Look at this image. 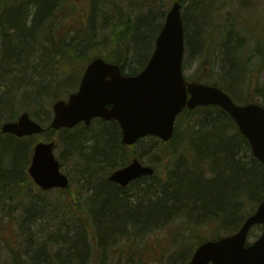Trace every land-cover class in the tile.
<instances>
[{"label":"trees","instance_id":"trees-1","mask_svg":"<svg viewBox=\"0 0 264 264\" xmlns=\"http://www.w3.org/2000/svg\"><path fill=\"white\" fill-rule=\"evenodd\" d=\"M83 1L87 3L81 9L71 0H0L3 114L11 116L15 112L14 95L21 93L22 100L29 104V112L48 126L52 111H49L50 118L44 121L36 113L41 97L51 102L68 97L69 84L65 79L56 82L57 75L50 76L46 70L50 59L45 53L47 50L52 55L53 67L62 69L63 74L71 67H79L84 72L96 57L117 64L124 72L134 62L137 69L130 71L132 75L138 74L146 66L166 15L177 0ZM182 4L184 9L190 10L185 7V1ZM140 8L147 12L139 11L136 15L134 12ZM188 12L183 15L184 22L193 19ZM229 25L223 32L212 27L203 38L204 19L192 23L191 29H185L187 46L191 53L204 46L206 62L215 61L222 53L218 60L222 82L216 81L215 85L237 100L232 91L240 92L241 82L246 81L249 93L256 94L264 104V83L254 78L260 70L251 67V54L244 61L240 58L247 43L231 23ZM147 31L151 35L155 33L150 43L143 37ZM213 50H216L214 57ZM263 52L257 49V56L263 58ZM231 53L242 64L234 76L229 73L227 60ZM263 65L264 61L261 67ZM194 80L207 83L199 75ZM11 117L7 122L16 120ZM182 123L185 136L179 141ZM48 135L49 132L42 134L39 140H45ZM55 136L59 137L56 145L63 147L64 153L75 163L79 176L91 187L85 215L78 216L82 224L73 225L67 234L54 236L60 238L55 240L58 247L55 264H100L98 259L101 264H113L119 254L117 247L125 250L126 264H134L136 230L146 228L153 232L159 224H169L167 220L174 221L177 217L184 220L193 240L189 249L184 247L170 258L173 262L182 260L187 264L205 241L238 232L264 201V164L253 156L249 142L234 120L216 106L186 109L177 121L174 138L168 143L156 138L140 141L137 145L151 141L155 157L165 158L173 165L168 167L165 176L158 177L157 170L154 177L135 181L130 190L117 187L107 177L114 169L125 166L131 156H138L137 145L125 147L122 144L121 129L115 121L94 120L91 126L61 130L55 132ZM16 141L6 147L8 157L4 165L0 164V204L27 198V191L34 185L28 174L31 154L28 155L23 141ZM183 145L190 153L185 155L186 162L180 160L175 165L173 160L180 158ZM37 191L42 195L55 192H43L39 188ZM28 201L31 208H27L23 226L32 225L34 215H38V219H45L47 215L46 204L37 205L33 198ZM64 201L61 196L59 203L62 205ZM208 229H215L219 235L206 238L203 232ZM261 231L260 226L253 228L250 238H259ZM49 249L52 246L44 242L33 254L27 250L29 264L48 263L51 260Z\"/></svg>","mask_w":264,"mask_h":264},{"label":"water","instance_id":"water-1","mask_svg":"<svg viewBox=\"0 0 264 264\" xmlns=\"http://www.w3.org/2000/svg\"><path fill=\"white\" fill-rule=\"evenodd\" d=\"M181 2L172 5L156 40L155 51L139 75L125 76L118 65L95 58L87 66L78 91L67 100L53 104L54 116L47 129L29 113H23L18 121L3 125L0 143L2 134L23 138L47 130H71L81 123L90 126L94 119L117 121L124 146H133L147 137L169 142L174 137L177 119L185 109L217 106L234 120L248 140L253 156L264 164V105H239L219 87L186 81ZM54 151L55 142H40L34 148L29 173L44 191L66 189L70 184ZM154 174V168L143 166L136 159L115 171L110 181L124 188ZM255 226H262V235L248 246L249 234ZM188 264H264V201L237 233L203 243Z\"/></svg>","mask_w":264,"mask_h":264},{"label":"rangeland","instance_id":"rangeland-1","mask_svg":"<svg viewBox=\"0 0 264 264\" xmlns=\"http://www.w3.org/2000/svg\"><path fill=\"white\" fill-rule=\"evenodd\" d=\"M71 1L75 2L80 8L87 3L83 0L77 2L75 0ZM185 7L191 10H188L190 12L189 15H193V19H191L192 21H185V27L187 29L192 28V23L196 24L204 19L206 29L205 32L203 31V38H205L207 35L206 33H208L212 27L218 28L223 32L224 27L225 29H228L230 27L229 24L231 23V27H234L235 32L238 33L239 37L247 43L246 45L248 49H244L240 58L244 61L248 57V54L253 56L251 59V67L260 70L257 71V74H254V78L257 77L258 80L264 83V65L261 67L264 57H259L256 53L259 48L264 50V0H186ZM136 11L134 12L136 15L139 11L147 12L146 9L144 10L142 8L136 9ZM188 11L186 8L183 9V15ZM149 32L147 31L143 34V37L148 38L146 39L148 43L155 38V33L153 32L151 35ZM103 46L105 48L108 47V45ZM203 49L204 46L203 48L199 47L197 52L191 53L187 46V53L185 56V77L194 79L199 75L203 78L204 82L207 83L215 84L216 81L222 82V68L218 63L222 53L215 61L212 60L206 62ZM249 49L253 51H250ZM215 51L216 50L212 51V57H214ZM45 53L46 55H49L50 58L49 65L46 69L48 74L50 76L57 75L56 82H61L62 79H65V83L69 84L67 88L70 91L67 95L76 91L79 88L83 71L81 72L79 67H71L67 70V73L63 74L62 69L53 67V61L51 60L52 55L50 52L47 50ZM227 60L230 65L229 73L234 76L236 71H239V68H242V64L237 61L238 58L234 57L232 53L227 57ZM200 67H202V70H200ZM134 68L137 69V65L132 62V64L130 63L129 67L126 69V72L131 74L130 69ZM11 85L12 84H10V86ZM225 86L227 85L225 84ZM240 89V92H238V90L232 91L237 97V100L234 98L236 103L237 101L238 104H244L246 101L261 103L262 100H260L256 94L249 93L246 81L241 82ZM14 96L17 103V106L14 108L15 112L11 115L14 116L11 117L9 114H3L0 105V125L7 122L10 117L17 119L23 112H29V104L27 101L24 102L22 100V94L15 93ZM44 97L47 98V95ZM53 102L54 101L51 102L48 98L43 99L41 97L40 109L36 111L39 119L44 121L50 118L49 111L52 109L51 106ZM30 114L35 120H37L35 115L32 113ZM184 136L185 128L182 123L178 140L181 141ZM48 138L49 140H55L56 143L59 142V137L55 136L52 132L49 133ZM16 140V138L8 136L3 139L0 148V158L3 159V161L8 157L5 154L6 147L10 144H14L13 142H17ZM21 141L27 145L28 155L30 153L32 158L34 146L40 141L39 137H29L22 139ZM152 146L153 144L151 141H146L138 145L136 148V155H138L144 164L156 166L158 177L160 175L165 176L168 167L173 164H169L167 159L161 158L160 156L155 157V152L152 150ZM181 150V154L179 153L178 155L180 158L175 157L173 160L175 165L178 164L180 160L186 162L185 155L190 153L188 152V148H185L184 145ZM55 153L61 164L64 163L62 171L71 177V187L70 190H67L70 192L63 191V193H61L55 191L53 193L42 195L39 194L37 188L32 186V188L27 191V198L20 197L14 202L2 203L0 207V264H29L28 253L26 251L28 250L29 253L31 252L33 254L35 250H38L40 246H43L44 242H47L48 245L52 246V249H49L51 260L46 264H55V255L58 252L55 240H60V238H55L54 236L67 234V232L72 229L73 225L82 224L83 222L79 217L85 215L86 201L90 198L89 192L91 187L79 176L75 163L69 159L68 154L64 153L62 146H57ZM129 188L128 190H130ZM61 196L65 198L62 205L59 203V201H61ZM29 198H33V201H36L37 205H39V203L46 204L44 209L47 215L45 219H38V215H34L33 218H31L33 219L32 225L24 223L25 225L23 226L21 223L23 218L26 219L27 217V208H31L28 201ZM167 221H170L169 224L163 222L159 224L158 228L155 227L153 232H148V229L146 230V228L143 230H136L138 234L135 235L136 240L133 241L134 250L137 252L134 256V264H183L182 260L173 262L170 257L184 247H191V240H193V238L190 232L186 229L184 220L177 217L174 221L170 219ZM216 232L215 229H208L207 231L205 230L203 234L206 233V238H214L219 235ZM90 238L95 240V237L92 234H90ZM252 241H254V239H250V242ZM121 250L120 247L116 248V251H118L119 254L113 264H126L125 256H127V254H125V250ZM41 259L45 258L42 257ZM97 261L101 264L99 259Z\"/></svg>","mask_w":264,"mask_h":264},{"label":"flooded vegetation","instance_id":"flooded-vegetation-1","mask_svg":"<svg viewBox=\"0 0 264 264\" xmlns=\"http://www.w3.org/2000/svg\"><path fill=\"white\" fill-rule=\"evenodd\" d=\"M0 129H2V128H1V125H0ZM6 136H10V135H2V137H1L2 142H3V139H4ZM1 145H2V144H1ZM0 164H3V163L1 162ZM116 186H117V185H116ZM117 187H119V186H117ZM128 188H129V187H128ZM1 205H2V203L0 204V207H1Z\"/></svg>","mask_w":264,"mask_h":264}]
</instances>
